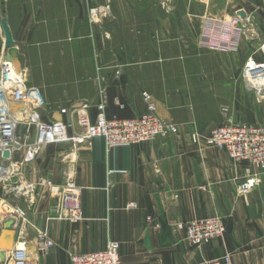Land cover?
<instances>
[{"label":"crops","instance_id":"obj_1","mask_svg":"<svg viewBox=\"0 0 264 264\" xmlns=\"http://www.w3.org/2000/svg\"><path fill=\"white\" fill-rule=\"evenodd\" d=\"M4 1L17 63L29 88L46 98L43 121L63 120L70 136L81 133L78 118L97 117L101 75L108 118L146 112L147 93L158 115L180 131L110 150L101 137L50 143L28 162L23 150L15 153L5 161L9 169L0 168V177L10 173L0 180V251L7 256L14 248L17 228L6 223L21 206L29 264H70L72 254L102 250L110 240L120 242L122 264H194L226 253L233 264H264V172L191 140L193 131L207 133L228 119L264 124V80L260 91L243 76L249 57L264 62V0ZM241 11L248 30L237 52L198 46L206 16L227 19ZM4 41L0 29V56ZM40 177L74 180L82 188L83 218L59 217V197ZM252 177L256 184L241 191ZM16 182L35 183L39 193L32 201L18 198ZM209 216L222 218L225 235L191 245L177 224ZM43 229L54 241L46 254L35 246Z\"/></svg>","mask_w":264,"mask_h":264},{"label":"built area","instance_id":"obj_2","mask_svg":"<svg viewBox=\"0 0 264 264\" xmlns=\"http://www.w3.org/2000/svg\"><path fill=\"white\" fill-rule=\"evenodd\" d=\"M247 17L241 19L234 15L227 19L206 16L198 38L200 48L214 51L233 53L241 46V40L247 33L245 23ZM2 65L0 75V168L9 169L5 161L13 159L15 153L24 151V161L36 158L40 149L50 143L73 140H86L101 137L107 150L115 147L136 145L146 141H153L179 133V126L157 113V105L151 96L145 93L149 101L147 111L131 118H108L106 116L107 86L101 75L98 76V114L95 120L87 115H81L78 123L81 133L70 136V124L63 120L43 121L41 114L46 107V98L41 91H33L28 86L26 71L15 67L14 63L5 61L4 54L0 56ZM100 70V69H99ZM120 70L116 71V75ZM243 76L247 85L258 89L259 82L264 80V62H257L249 57L244 68ZM258 90L261 91V88ZM65 112V110H62ZM22 117V119H21ZM26 129H22L23 126ZM191 140L195 144L204 143L226 151L234 162L248 161L255 165L260 173L264 172V124L234 122L225 120L207 133L193 131ZM9 150L11 157L6 159L3 152ZM15 167V166H13ZM114 170H109L112 174ZM0 177V180L9 178ZM256 178H248L240 184L241 191H245L256 184ZM39 184L49 188L59 197L55 211L58 216L79 221L83 218L80 195L82 188L72 179L62 184H55L50 178L40 177ZM14 192L18 198L32 201L39 193L37 184L19 182L14 185ZM129 208H135V202H129ZM14 226L17 228V238L14 248L5 259V264H29L31 259L30 239L26 235L27 211L21 206L14 208ZM179 229H185V239L195 246H202L213 240L222 238L226 226L219 216H209L177 224ZM54 241L45 229L39 230L36 237V249L40 254H46L53 247ZM119 241L110 240L107 246L98 251L72 254L70 264H122L120 258ZM151 264H161L154 262ZM194 264H233L231 253L221 257L205 260Z\"/></svg>","mask_w":264,"mask_h":264},{"label":"water","instance_id":"obj_3","mask_svg":"<svg viewBox=\"0 0 264 264\" xmlns=\"http://www.w3.org/2000/svg\"><path fill=\"white\" fill-rule=\"evenodd\" d=\"M239 15L242 18L246 17V13L244 11H241L239 13ZM0 29L2 31L3 37H4V59L5 61H9L12 63H17V58H18V48L15 44L14 38H13V34H12V30L9 26V22H8V17H7V9L5 6V1L4 0H0ZM1 70H2V65H0V75H1ZM22 119V117H21ZM3 157L6 159H9L11 157V152L9 150H5L3 152ZM14 219H10L7 223H6V227L7 229H10V227H12V225H14ZM8 231V230H6ZM11 232L8 233V235L11 236ZM0 257L2 260L5 261L6 259V254L4 250L0 251Z\"/></svg>","mask_w":264,"mask_h":264},{"label":"rangeland","instance_id":"obj_4","mask_svg":"<svg viewBox=\"0 0 264 264\" xmlns=\"http://www.w3.org/2000/svg\"><path fill=\"white\" fill-rule=\"evenodd\" d=\"M93 9H95V8H93ZM93 9H91L90 10V14L92 13V14H94V12H95V10H93ZM95 15V14H94ZM93 15V16H94ZM222 53H224V52H222ZM17 61V60H16ZM14 65H15V67H17V68H20V66L18 65V63H14ZM21 69H22V67H21ZM145 95V94H144ZM146 98V97H145ZM149 105V104H148ZM23 126V128L22 129H26V126L25 125H22Z\"/></svg>","mask_w":264,"mask_h":264}]
</instances>
